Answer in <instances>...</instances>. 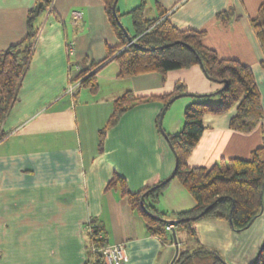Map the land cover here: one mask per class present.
<instances>
[{"label": "crops", "instance_id": "0c3cea01", "mask_svg": "<svg viewBox=\"0 0 264 264\" xmlns=\"http://www.w3.org/2000/svg\"><path fill=\"white\" fill-rule=\"evenodd\" d=\"M142 0H118L128 12ZM37 0H0V51L22 42L28 34L29 11ZM264 0H146V16L161 10L180 29L205 31L203 43L220 58L251 67L264 110V50L252 20ZM82 11L75 20L73 10ZM225 13L229 23L219 16ZM125 25L134 29L130 15ZM125 24V23H124ZM38 33L17 101L4 120L0 137V264H93L89 222L103 227L108 243L126 244L124 264H169L174 240L152 235L142 214L119 184L121 176L131 193L169 177L176 154L160 131L165 102L140 101L106 129L114 100L127 90L138 97L163 96L185 83L192 94H211L222 84L211 80L199 65L120 77L109 47L120 44L104 0H53L35 21ZM133 32V30L131 31ZM73 51L68 53V43ZM70 62L76 65L70 69ZM78 65V67H77ZM96 72L100 88L79 87L68 93L70 76ZM188 96L183 95L178 98ZM177 98V99H178ZM166 110L167 133L184 125L187 103ZM212 101L218 97L212 95ZM180 102V101H178ZM175 104V105H174ZM236 108L206 113L204 129L187 159L190 167L211 168L221 160L248 159L264 145V117L250 132L230 125ZM260 214L243 230L228 219L203 218L192 224L194 235H179L180 246L217 250L229 264H253L264 241V189ZM194 196L177 178L161 194L160 212L187 210Z\"/></svg>", "mask_w": 264, "mask_h": 264}, {"label": "trees", "instance_id": "16d2710c", "mask_svg": "<svg viewBox=\"0 0 264 264\" xmlns=\"http://www.w3.org/2000/svg\"><path fill=\"white\" fill-rule=\"evenodd\" d=\"M104 2L112 28L120 40L118 46L108 49L109 57L119 64L118 76L127 77L148 72H159L165 76L172 69L199 65L211 80L221 83L222 87L227 83L220 92L214 94L218 97L217 101L210 99L213 94L190 93L186 84L181 82L176 83L172 93L159 97H138L132 90L117 97L108 123L100 130L102 140L106 129L115 125L127 110L140 101L160 98L166 105L175 95L184 93L197 100L186 105L181 130L168 133L177 159L175 174L169 180L163 182L164 179L136 193H131L126 188L125 180L121 176L114 177L110 185L121 186L123 194L128 195L134 208L144 217L152 235H169L173 239L172 230L167 228L172 224L171 220L176 221L172 224V229L175 227L178 237L184 232L194 235L192 224L203 218L228 219L235 230L247 228L263 207L264 145L255 148L248 159L221 160L211 168L190 167L187 159L201 137L206 113H223L235 107L236 113L231 118L230 125L244 132L252 131L262 120V95L251 67L236 59L220 58L214 49L203 43L205 31L178 28L165 16V10H161L159 17L148 18L146 0H142L128 12L120 11L118 0ZM52 4L53 0H37L36 5L29 11L26 38L7 50L0 51V137L5 135L1 130L2 123L17 101L23 76L31 60L38 33L35 21ZM126 15L131 16L133 32L123 22ZM219 16L224 23H229L225 13L222 12ZM251 22L264 50V2L259 7L258 16ZM129 36L134 41H130ZM78 79L81 87L98 92L100 84L96 72H82ZM158 125L160 128V117ZM174 178L188 188L196 200V205L182 211L160 212L156 203ZM91 223L95 225L94 230L89 231L92 244L100 247L106 245L108 241L103 227L94 221ZM101 234L103 237H100ZM91 251L95 256L93 264H102L101 254L92 249ZM174 264L229 263L215 249L206 246L193 249L180 246V253ZM253 264H264V241Z\"/></svg>", "mask_w": 264, "mask_h": 264}, {"label": "built area", "instance_id": "2783aa9c", "mask_svg": "<svg viewBox=\"0 0 264 264\" xmlns=\"http://www.w3.org/2000/svg\"><path fill=\"white\" fill-rule=\"evenodd\" d=\"M73 15L75 17V20L79 19L82 17V11L80 10H73ZM73 51V45L72 42L68 43V53L71 55ZM76 65L75 62H70V69ZM78 67V65H77ZM71 83L69 84L68 87V93L71 95L75 94L77 89L80 87V82L79 80H75L73 76H70ZM89 231H93L95 225L89 222ZM173 225L169 224L167 228L169 230H172ZM100 237H103V234L100 235ZM91 249L95 252H98L101 254V262L102 264H124L126 259L128 258L127 254V248L126 244L123 242H117V243H107L106 245L100 247L97 245L92 244Z\"/></svg>", "mask_w": 264, "mask_h": 264}, {"label": "water", "instance_id": "95a60500", "mask_svg": "<svg viewBox=\"0 0 264 264\" xmlns=\"http://www.w3.org/2000/svg\"><path fill=\"white\" fill-rule=\"evenodd\" d=\"M117 6V2L114 4V7L116 8ZM129 39L130 41H134V38L132 36H129ZM201 65H202V61H201ZM227 85V83L221 87L220 89H218L216 92L214 93H211V94H208V95H212V94H215V93H218L220 92V90H222L225 86ZM183 95H187V93H184V94H177L175 95L165 106L164 108L162 109L161 113H160V128H161V131L162 133L164 134V136L166 137L169 145L172 147L173 149V146L171 145V143L169 142V136H168V133L165 131L164 128H162V121H163V118L165 116V113H166V110L168 109L169 105L175 100L177 99L178 97L180 96H183ZM176 168V167H175ZM173 174H175V169L173 171V173L167 177L163 182H166L167 180H169L171 178V176H173ZM170 223L172 224H175L176 221L175 220H171ZM172 236H173V239H174V244H175V254H174V257L172 258V260L170 261L169 264H174V262L176 261L179 253H180V241H179V237H178V234H177V231L175 229V227L172 229Z\"/></svg>", "mask_w": 264, "mask_h": 264}, {"label": "rangeland", "instance_id": "374dc122", "mask_svg": "<svg viewBox=\"0 0 264 264\" xmlns=\"http://www.w3.org/2000/svg\"><path fill=\"white\" fill-rule=\"evenodd\" d=\"M149 18V17H148ZM124 23H125V25L128 23V18H125L124 19V21H123ZM127 26V25H126ZM133 30V29H132ZM131 30V31H132ZM195 100H197V98H195V97H193V96H184V97H181V98H178L174 103H183V102H185V103H191L192 101H195ZM178 101H180V102H178ZM175 105V104H174ZM162 128H164L165 129V121H164V119H163V121H162ZM166 131V130H165Z\"/></svg>", "mask_w": 264, "mask_h": 264}]
</instances>
